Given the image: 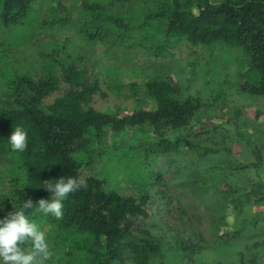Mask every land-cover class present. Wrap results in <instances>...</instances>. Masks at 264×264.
Here are the masks:
<instances>
[{"label":"trees","instance_id":"obj_1","mask_svg":"<svg viewBox=\"0 0 264 264\" xmlns=\"http://www.w3.org/2000/svg\"><path fill=\"white\" fill-rule=\"evenodd\" d=\"M36 1L0 0V27L69 25L86 43L110 50L140 49L156 58L174 56L173 50L183 46H232L247 60L239 88L264 95V0H142L152 6L133 11L129 9L135 0H80L77 17H71L70 8L57 0L50 5L52 17L40 21ZM86 59L53 49L44 55L37 76L14 74L4 93L6 99L0 96V216L24 211L31 220L43 219L51 238L66 243L62 249L69 262L77 259H72L76 254L79 264H163V244L147 223L152 200L159 197L150 186L162 179L161 173L146 174L137 194L108 189L105 178L84 173L106 155L134 149L141 164L147 165L154 157L182 161L183 174H191L179 184L188 186L208 213L214 244L241 241L243 248L235 251L237 264H254L264 243V209L254 210L264 208L259 147L248 142L251 161L240 164L231 159L227 146H201L189 133L183 134L196 127L204 129L208 123L199 118L201 98L186 93L169 74L129 83L127 96L141 103L132 111L99 110L94 102L103 84L118 93L123 85L116 86L115 76L103 81L92 77ZM2 72L0 85L5 80ZM62 85L66 91L53 96ZM223 97V91L214 96L219 109ZM211 125L219 128V124ZM16 126L28 133L23 152L12 151L7 141ZM218 153L227 158L206 164L196 177L199 166L205 165L203 160ZM248 169L258 177L249 186L230 181L234 173ZM61 176L75 178L80 187L64 200V215L57 219L39 212L37 200H51L52 194L44 187ZM27 199L33 201L32 208L24 207ZM228 215L233 218L231 229ZM178 245L193 257L208 249V245L184 239ZM219 264L229 263L220 260Z\"/></svg>","mask_w":264,"mask_h":264},{"label":"rangeland","instance_id":"obj_2","mask_svg":"<svg viewBox=\"0 0 264 264\" xmlns=\"http://www.w3.org/2000/svg\"><path fill=\"white\" fill-rule=\"evenodd\" d=\"M57 2V0H37L35 12L39 16L38 21L50 19L52 17L50 5H55ZM60 2L70 8L71 17H77L80 0ZM141 6L149 8L152 4L135 0L131 5L132 8H125L133 11ZM0 42L3 43L0 46V70L5 76L3 84L0 85V96L3 99H6L4 93L11 86L9 80L14 74L37 76L41 72L44 55L57 48L61 55L87 58V67L92 77L97 75L103 81L115 76L116 86L123 85L118 93L116 89L112 90L103 84L102 92L95 97L94 102L95 107L102 111L118 113L132 111L141 103L135 100L137 98L127 96L129 83L142 82L148 75H172L182 84L186 93L191 92L201 98L203 106L199 118L207 120L208 123L204 129L196 127L182 133H189V136L201 146L216 148L227 146L231 150V159L240 164L251 161L248 142L257 145L263 155L261 176L264 178V95L251 94L239 88L238 84L242 81L241 74L247 62L240 49L225 45L212 48L183 46L177 51L173 50L174 56L156 58L140 49L110 50L107 46L86 43L69 25L51 28L27 26L17 29L0 27ZM65 91L66 85H62L61 91L53 96ZM221 91L224 92V97L223 105L219 109L213 101L214 96ZM148 104L150 107L154 106L150 100ZM211 124H219V128L213 129ZM241 135L246 140L242 139ZM226 158L224 153L210 155L208 160H203L205 165L199 166L195 176L198 177L203 172L206 164H213ZM166 162H172V159L154 157L147 165L141 164L136 150L127 149L117 156L106 155L91 169H84V173L105 178L108 189H116L124 194H137L138 187L145 182L146 174L151 171L160 172L162 179L150 186L151 191L152 189L157 191L159 197L154 196L155 199L152 200L147 223L155 230L163 244V264H219L220 260L223 263L237 264L235 251L243 248L242 242L232 240L226 245L214 244L210 235L208 213L198 204L190 188L179 184L191 173L183 174V169L186 167H182V161L170 164ZM257 179L256 173L248 169L234 173L230 181L238 186L247 187L250 182ZM263 209V207H254L255 211ZM232 219L231 215L226 218L229 229L233 225ZM33 221L46 234L51 252L48 258L38 256L39 264L76 262L79 264V256L76 254L72 259L75 257L77 259L69 262L67 254H64L62 249L66 243L61 238L56 240L51 238L52 232L43 219L37 218ZM180 239L208 245V249L193 257L187 254L189 252L184 253L180 249L178 245ZM22 247L25 251L31 250L30 244ZM258 249L263 253L255 259L254 264H264V243Z\"/></svg>","mask_w":264,"mask_h":264},{"label":"clouds","instance_id":"obj_3","mask_svg":"<svg viewBox=\"0 0 264 264\" xmlns=\"http://www.w3.org/2000/svg\"><path fill=\"white\" fill-rule=\"evenodd\" d=\"M7 141L12 151L23 152L27 147L28 133L23 127L16 126ZM55 180L54 184L44 187L53 198L37 200L38 211L60 219L64 215V200L80 185L73 177L65 179L61 176ZM24 207L32 208L33 201L24 200ZM25 244L31 245L30 251L24 250L22 245ZM50 255L46 234L24 211H14L0 218V264H39L38 256L48 258Z\"/></svg>","mask_w":264,"mask_h":264}]
</instances>
